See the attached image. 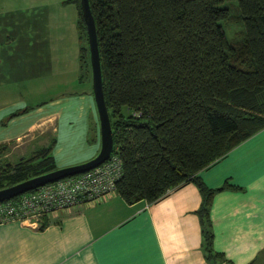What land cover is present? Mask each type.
<instances>
[{
    "label": "trees",
    "instance_id": "obj_1",
    "mask_svg": "<svg viewBox=\"0 0 264 264\" xmlns=\"http://www.w3.org/2000/svg\"><path fill=\"white\" fill-rule=\"evenodd\" d=\"M68 1L77 6L80 68L91 72L80 1ZM88 3L113 133L111 155L121 166L114 191L128 204L152 203L193 183L201 195L196 214L204 254L225 261L213 247L210 208L217 192L237 187L225 181L211 188L198 173L264 128V0ZM230 26L239 28L228 38ZM15 144L0 143V189L58 168L55 136L32 141L18 155Z\"/></svg>",
    "mask_w": 264,
    "mask_h": 264
},
{
    "label": "crops",
    "instance_id": "obj_2",
    "mask_svg": "<svg viewBox=\"0 0 264 264\" xmlns=\"http://www.w3.org/2000/svg\"><path fill=\"white\" fill-rule=\"evenodd\" d=\"M38 7L27 8L37 11ZM7 13L9 5L0 0V143L18 142L35 132L45 139L51 129L58 168L86 161L91 153L95 156L98 148L88 144L89 129L96 131L95 105L88 92L73 90L74 70L68 72L67 51L58 46L55 17L45 19L53 30L46 31L50 32L45 54L49 60L42 63L41 28L37 27L42 20L20 18L24 11L14 13V19ZM59 57L64 61L58 62ZM45 84L60 88V94L37 104H29L20 94V90L33 93ZM23 109L28 110L9 118ZM198 175L211 188L225 181L237 187L213 197L215 251L230 264H264V128ZM200 203V192L190 182L152 203L128 204L114 191L48 212L34 224L0 222V264H221L225 261L204 254L196 214Z\"/></svg>",
    "mask_w": 264,
    "mask_h": 264
},
{
    "label": "rangeland",
    "instance_id": "obj_3",
    "mask_svg": "<svg viewBox=\"0 0 264 264\" xmlns=\"http://www.w3.org/2000/svg\"><path fill=\"white\" fill-rule=\"evenodd\" d=\"M5 4L9 5L10 8V13H7L5 16L13 18L15 15L14 13H17L18 11H24V19H28L31 17L37 18V23L42 20L40 23L41 25H38L37 27L41 28L40 32V39L39 42L42 45L41 50H42V63H47L49 58L45 56V54H48V43L46 40L49 39V35H47L46 31L48 30H53V26H48V22L46 23V17H55V20L57 21L58 27L55 26V30L59 31L57 34V43L58 46H62V50L59 48L61 51H65L67 53V58L66 61L68 62V72H70V68L72 67L74 70V81H73V90L75 93H82V92H88L90 95L91 99L93 100V94L91 93L92 89V84H91V72L87 71H82L80 68L79 64V49L82 44V41L79 39V33H78V28H77V21H78V13H77V6L76 3L68 1V0H4ZM31 4H38L39 7L37 11H32L30 8L28 9L29 5ZM24 5H27L25 9H22L21 7ZM42 5H46V7H42ZM14 8H18V10H15ZM21 8V10H19ZM27 8V9H26ZM14 19V18H13ZM54 20V21H55ZM63 21V23L61 22ZM29 26L26 27V29L29 30ZM239 27L237 26H230L227 27V32L226 35L227 37H231L233 34V31H237ZM28 34L29 32H25V34ZM52 33V31H51ZM63 51V52H64ZM50 53V52H49ZM54 63L55 59H50V62ZM64 61L59 57L58 62ZM72 64V65H71ZM53 66V65H52ZM82 74V77L79 78V76ZM46 84L43 85V89L36 90L33 93H30L29 90H20V94L23 97H26L27 100H29V104H37L40 102H47L49 98L56 94H60L61 89L58 87H54L53 85L47 86ZM69 86V85H68ZM45 87V88H44ZM63 90V89H62ZM69 92V91H68ZM26 94V96H25ZM80 103V102H79ZM95 105V103H94ZM85 111V110H84ZM96 111V107H95ZM87 114L91 117H93V112L88 111ZM76 116V115H75ZM96 131L94 128L89 129V137H88V144L91 146V149L96 146V149L100 148V129H99V121H98V116L96 112ZM93 121V120H92ZM92 125V122H91ZM54 132V131H53ZM52 133V130L49 129L47 132H45L44 137L45 139L50 136ZM39 134L38 132L35 133H30L26 137L20 139L16 144L12 147V150L16 154H22L25 152L26 147L28 145L36 140L38 142H45V139H43V136ZM52 135V134H51ZM96 135L98 136L97 141H95ZM96 144V145H94ZM95 150V148H94ZM92 151V150H91ZM93 153L89 154V156H86L85 160H88L94 156ZM96 155V153H95Z\"/></svg>",
    "mask_w": 264,
    "mask_h": 264
},
{
    "label": "built area",
    "instance_id": "obj_4",
    "mask_svg": "<svg viewBox=\"0 0 264 264\" xmlns=\"http://www.w3.org/2000/svg\"><path fill=\"white\" fill-rule=\"evenodd\" d=\"M121 175L120 160L110 155L95 168L39 186L15 198L0 202V222L19 221L34 224L42 215L94 201L115 190Z\"/></svg>",
    "mask_w": 264,
    "mask_h": 264
},
{
    "label": "water",
    "instance_id": "obj_5",
    "mask_svg": "<svg viewBox=\"0 0 264 264\" xmlns=\"http://www.w3.org/2000/svg\"><path fill=\"white\" fill-rule=\"evenodd\" d=\"M79 1L83 19L86 25L87 42L89 48L92 74V93L100 129V148L95 156L86 161L64 167H59L57 169H54L38 176L31 177L14 185L1 188L0 202L14 198L20 194L33 190L46 183L87 172L107 161L112 153L113 133L102 87V76L95 22L89 7L88 0ZM221 264L230 263L224 262Z\"/></svg>",
    "mask_w": 264,
    "mask_h": 264
},
{
    "label": "flooded vegetation",
    "instance_id": "obj_6",
    "mask_svg": "<svg viewBox=\"0 0 264 264\" xmlns=\"http://www.w3.org/2000/svg\"><path fill=\"white\" fill-rule=\"evenodd\" d=\"M18 155V154H17Z\"/></svg>",
    "mask_w": 264,
    "mask_h": 264
}]
</instances>
